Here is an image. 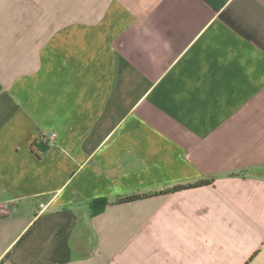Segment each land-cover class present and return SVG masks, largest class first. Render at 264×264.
Returning a JSON list of instances; mask_svg holds the SVG:
<instances>
[{
    "label": "crops",
    "instance_id": "crops-1",
    "mask_svg": "<svg viewBox=\"0 0 264 264\" xmlns=\"http://www.w3.org/2000/svg\"><path fill=\"white\" fill-rule=\"evenodd\" d=\"M0 264H264V0H0Z\"/></svg>",
    "mask_w": 264,
    "mask_h": 264
},
{
    "label": "trees",
    "instance_id": "trees-1",
    "mask_svg": "<svg viewBox=\"0 0 264 264\" xmlns=\"http://www.w3.org/2000/svg\"><path fill=\"white\" fill-rule=\"evenodd\" d=\"M232 175H236V173H232ZM214 178H210V179H204V180H201L199 182H196L194 184H187V185H180V186H175L171 189H169V191H164V192H173V191H177V190H181V189H185V188H189V187H197V186H203V185H208V184H211L214 182ZM144 196V195H143ZM142 195H130V196H126V197H122L120 198L117 202L118 203H125V202H131L132 200H135V199H138V198H141ZM102 203L104 206L107 204V201L102 199V200H98V203ZM103 210V207L100 208V211Z\"/></svg>",
    "mask_w": 264,
    "mask_h": 264
}]
</instances>
